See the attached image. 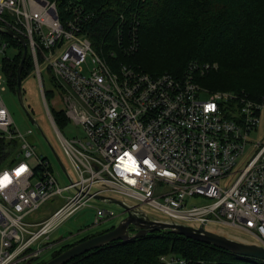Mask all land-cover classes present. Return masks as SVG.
Segmentation results:
<instances>
[{
    "label": "built area",
    "instance_id": "obj_1",
    "mask_svg": "<svg viewBox=\"0 0 264 264\" xmlns=\"http://www.w3.org/2000/svg\"><path fill=\"white\" fill-rule=\"evenodd\" d=\"M80 1L70 0L61 12L55 0H0V28L25 41L40 87V66H46L61 111L81 130V137L71 139L58 133L76 177L67 176L70 183L61 188L50 161L17 134L1 97L8 84L0 64V141L15 145L3 160L11 159L10 166L0 170V264L42 261L56 246L47 243L52 232L92 201L102 203L97 197L114 195L180 223L245 231L264 248V140L248 139L262 122L264 97L251 101L234 92L203 91L195 77L210 71L209 64L192 62L181 76L109 64V55L136 51L135 34L120 37L126 20L134 25L136 10L128 18L118 15L117 51L102 56L86 30L94 14ZM0 37V53L7 56L13 47ZM62 195L64 204L29 233L27 219ZM115 217L96 207L94 225Z\"/></svg>",
    "mask_w": 264,
    "mask_h": 264
},
{
    "label": "trees",
    "instance_id": "obj_2",
    "mask_svg": "<svg viewBox=\"0 0 264 264\" xmlns=\"http://www.w3.org/2000/svg\"><path fill=\"white\" fill-rule=\"evenodd\" d=\"M55 1L61 12H64L70 0ZM80 2L88 12L94 14L86 30L93 47L103 55L109 51H117L118 36L115 25L118 22V15L127 13L128 18L130 12L136 10L134 25L131 18L126 20L121 26L120 34L124 40L129 39L132 34L136 35V51L131 56L119 58L125 59L127 63L150 76L162 73L181 76L187 65L192 62L200 64L217 62L221 70L220 73L213 74L215 77L213 80H204L206 76L204 78L196 76V82L200 84L204 82L212 88L232 92L242 90L252 99L264 97L262 85L254 83L256 78L239 74L237 67L234 69V65L255 46L264 47V0ZM0 36L16 50L12 57L3 56L0 62L8 89L16 95L17 69L23 48L11 37L4 34ZM177 61L182 68L177 72L171 71L170 68ZM32 66V58L27 52L21 71L22 81L31 73ZM227 68L232 69V74L225 72ZM257 89L261 94H255ZM51 116L58 128L69 124L63 111L51 112ZM14 146L13 142L0 141V164ZM71 246L67 245L53 252L49 260ZM160 257L178 259L183 261V264H264L259 260L238 257L211 245L167 232L148 234L126 243L116 241L77 257L67 264H161ZM46 262L39 260L32 264Z\"/></svg>",
    "mask_w": 264,
    "mask_h": 264
},
{
    "label": "rangeland",
    "instance_id": "obj_3",
    "mask_svg": "<svg viewBox=\"0 0 264 264\" xmlns=\"http://www.w3.org/2000/svg\"><path fill=\"white\" fill-rule=\"evenodd\" d=\"M0 39H2V37H0ZM261 47L255 46L254 49L250 50V52L245 57L241 58L238 63L234 65V69L237 67L236 69H239V74H244L256 78L257 81L254 80L255 85H257L258 82L264 88V47ZM15 53L16 50L14 48H8L5 51V55H7L8 57H12ZM2 56L3 54L0 53V58ZM114 56L115 57H111L109 55L106 61L108 63L110 62L109 64H112V61H114L119 64L130 66V64L127 63L125 59L119 58L118 54L117 56L116 54H114ZM176 64L177 67L175 68ZM179 65L180 63L179 61H177L173 65V67L170 68L171 71H179L182 68ZM209 65L211 68L210 71L197 76L203 78L206 76L204 80H213L215 78L213 74L220 73L221 66L217 62H210ZM188 66L189 64L187 65V67ZM40 72L42 79V89L38 83L36 76L33 75L32 70L31 73L28 74L22 81L23 102L30 116L34 120V123H32L30 119L26 116L14 93H12L10 90H7L1 94V97L7 107L8 112L11 115L15 129L17 130V134H21L26 139V141L34 147V152L37 157H43L50 161L55 174H58L56 175L58 185L63 188L69 185L70 183L67 176L74 181L76 180V177L71 168L69 160L64 154L61 142L58 138V133L63 138L71 139L81 137V130L80 128L71 124L58 128L53 118L52 123V121L50 120V112H60L61 110H63V105L55 97V92L54 90H52L53 86L51 82V74L47 71L46 66H40ZM225 72L227 74H232L233 71L231 68H227ZM196 84L200 87V89L210 94L215 92L232 93V91L230 90L212 88L211 86L204 84V82L201 83L202 85L198 82H196ZM234 93L240 94L245 99L251 101H260L263 98L262 97L252 99L248 96V94H246L242 90ZM255 94L261 93H259L257 89ZM258 114L260 117V122H262L258 125L256 132L254 131L249 135L248 139L251 141V144H256L257 142L264 140V112L260 111ZM28 131H30V133H28ZM51 148L61 160L67 175H65L58 168L56 164V159ZM253 151V148L249 146L248 155H252ZM34 160L35 159H31L30 161L33 162ZM10 163L11 159L9 158L3 161L0 165V170L8 168L10 166ZM222 185L224 186V183H222ZM66 194L68 193H64V195ZM64 195L55 196L54 198L48 200L27 219V223L29 225L27 227V230L29 233L37 231L39 222L49 218L58 208H60L64 204ZM112 198L121 200L128 205H133L135 207L137 206L149 216L155 217L157 219H166V216L163 213L155 210L154 208H151L148 205H139L136 200L115 195ZM96 207L111 210L115 213L116 217L106 222L104 220L99 225L95 226L94 220ZM125 217L126 214L123 212L122 208L117 205L92 201L89 206L77 212L73 217L63 222L54 232H52V234L49 236V241L47 243H53L54 245H56L53 250H59L64 246L74 245L75 243H78L83 239L89 238L90 236L97 235L98 233L110 230L111 227L116 226ZM186 225L196 228L199 227L198 224L189 223ZM205 229L208 232L224 236L228 239L237 242L259 245L257 239L254 238L251 234L232 227H228L221 224H209L205 226ZM36 246L37 245H35L34 247ZM38 247H44L42 241ZM52 251H47L45 254H43L40 259L42 261L49 260Z\"/></svg>",
    "mask_w": 264,
    "mask_h": 264
},
{
    "label": "water",
    "instance_id": "obj_4",
    "mask_svg": "<svg viewBox=\"0 0 264 264\" xmlns=\"http://www.w3.org/2000/svg\"><path fill=\"white\" fill-rule=\"evenodd\" d=\"M0 32L17 40L22 45L23 52L17 69L16 97L26 116L32 123H34V120L25 107L22 98L21 71L24 65V61L27 57L26 43L21 37L17 36L9 30H2L0 28ZM51 150L60 169L65 172V168L61 160L54 153L52 148ZM96 200L102 203H111L119 206L126 214V217L122 219L111 230L72 245L67 250L47 261L45 264H67L77 257L85 255L94 250L101 249L113 242L119 241L121 243H126L142 238L145 235L159 232L171 233L187 238L189 240H193L195 242L211 245L215 248L229 252L232 255L238 257H245L264 262V248L261 246L245 244L228 239L224 236L206 231L203 226H199L196 228L168 218L157 219L155 217L147 215L138 207L128 205L125 202L115 198L101 196L97 197Z\"/></svg>",
    "mask_w": 264,
    "mask_h": 264
},
{
    "label": "crops",
    "instance_id": "obj_5",
    "mask_svg": "<svg viewBox=\"0 0 264 264\" xmlns=\"http://www.w3.org/2000/svg\"><path fill=\"white\" fill-rule=\"evenodd\" d=\"M8 91H9V89H8Z\"/></svg>",
    "mask_w": 264,
    "mask_h": 264
}]
</instances>
